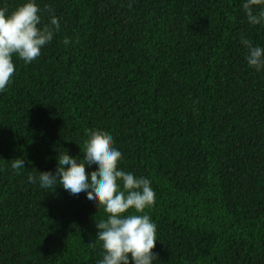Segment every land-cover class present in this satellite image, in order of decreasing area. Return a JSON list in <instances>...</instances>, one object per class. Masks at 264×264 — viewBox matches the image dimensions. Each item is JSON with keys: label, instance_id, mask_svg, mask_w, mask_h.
Here are the masks:
<instances>
[{"label": "trees", "instance_id": "16d2710c", "mask_svg": "<svg viewBox=\"0 0 264 264\" xmlns=\"http://www.w3.org/2000/svg\"><path fill=\"white\" fill-rule=\"evenodd\" d=\"M39 2L61 29L33 62L13 57L0 92V264L101 258L102 209L27 182L64 150L82 158L85 129L151 179L155 264H264V72L240 45H264V24L247 23L241 0Z\"/></svg>", "mask_w": 264, "mask_h": 264}, {"label": "clouds", "instance_id": "9594fccd", "mask_svg": "<svg viewBox=\"0 0 264 264\" xmlns=\"http://www.w3.org/2000/svg\"><path fill=\"white\" fill-rule=\"evenodd\" d=\"M241 10L249 25L264 24V0H241ZM60 29L54 9L50 5L41 8L39 0H21L11 12L0 7V92L5 91L14 74L13 57L25 64L33 62ZM70 43L64 38V45ZM240 45L246 52L247 66L257 73L264 72V45L243 36ZM85 136L82 158L64 150L56 156L54 171L35 170L27 176V182L53 192L60 187L74 198H86L97 212L102 209L105 218L95 221L93 242L101 249L97 264H155L157 226L145 212L156 200L151 179L120 167L123 153L108 133L85 129ZM26 163L24 158H15L10 167L20 174Z\"/></svg>", "mask_w": 264, "mask_h": 264}]
</instances>
